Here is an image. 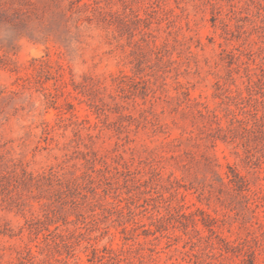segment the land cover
<instances>
[{"label":"rangeland","instance_id":"rangeland-1","mask_svg":"<svg viewBox=\"0 0 264 264\" xmlns=\"http://www.w3.org/2000/svg\"><path fill=\"white\" fill-rule=\"evenodd\" d=\"M0 264H264V0H0Z\"/></svg>","mask_w":264,"mask_h":264}]
</instances>
